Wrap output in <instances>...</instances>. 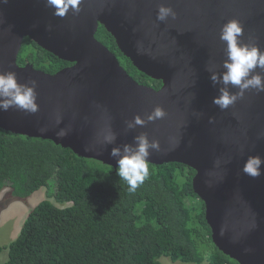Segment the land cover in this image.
<instances>
[{
    "label": "water",
    "instance_id": "95a60500",
    "mask_svg": "<svg viewBox=\"0 0 264 264\" xmlns=\"http://www.w3.org/2000/svg\"><path fill=\"white\" fill-rule=\"evenodd\" d=\"M161 4L175 11V19H156ZM53 11L46 0L0 3V72H15L19 83L35 80L38 104L35 114L0 112V129L50 140L114 169L118 158L109 155L111 148L147 134L160 145L150 149V164L175 162L195 171L192 190L204 204L215 248L238 264H264V165L255 178L242 171L247 157L264 159V92L246 90L222 111L212 103L220 85L212 84L208 70L226 71L219 35L228 20L243 25V42L264 50V0H82L78 12L70 9L63 18ZM99 25L160 88L138 84L127 73L95 38ZM24 38L72 64L54 74L19 66ZM157 105L164 118L127 129V121L146 118ZM109 130L116 141L105 145Z\"/></svg>",
    "mask_w": 264,
    "mask_h": 264
},
{
    "label": "trees",
    "instance_id": "16d2710c",
    "mask_svg": "<svg viewBox=\"0 0 264 264\" xmlns=\"http://www.w3.org/2000/svg\"><path fill=\"white\" fill-rule=\"evenodd\" d=\"M95 38L138 84L160 87L131 65L103 26ZM26 63L48 74L70 65L24 38L17 64ZM116 172L50 140L0 129V191L9 188L11 197L24 201L46 190L8 244L4 264H161L160 257L238 264L211 241L204 204L192 190V168L149 163V176L135 192Z\"/></svg>",
    "mask_w": 264,
    "mask_h": 264
},
{
    "label": "clouds",
    "instance_id": "9594fccd",
    "mask_svg": "<svg viewBox=\"0 0 264 264\" xmlns=\"http://www.w3.org/2000/svg\"><path fill=\"white\" fill-rule=\"evenodd\" d=\"M7 2L8 0H0V3L5 4ZM81 2L82 0H46V6L54 9L53 15L63 18L70 9L72 12H78ZM169 17L175 19V11L169 6L159 5L156 19L163 22ZM242 35L243 25L239 20L231 19L225 22L221 26L219 38L226 43V60L223 62L226 71L218 75L208 69L211 72L209 78L212 84L214 86L220 85L218 95L213 97L212 103L222 111L242 98L246 90L254 89L257 92H264V75L261 74L264 73V50H261L254 43L243 42L240 39ZM257 69L260 71H256ZM36 86L35 80L26 84L19 83L16 73L13 71L0 72V112L15 108L28 114H35L38 111ZM230 86L236 88L237 91H230ZM165 115L164 109L157 105L146 118H142L140 115L134 116L132 120L127 121L126 127L129 130L137 126L142 127L146 122L162 119ZM209 122H212L211 117ZM65 135L67 133L64 130L57 133L60 138ZM115 141L116 134L111 130L103 137L105 145H112ZM133 141V144L114 146L109 153L112 158H118L116 159V174L126 181L130 192H135L149 176L150 149L159 151L160 148L159 141H150L145 133L134 136ZM262 165H264V159L259 155L249 156L242 171L244 174L255 178L262 174ZM42 200L44 199L40 201ZM70 205L67 204V206Z\"/></svg>",
    "mask_w": 264,
    "mask_h": 264
},
{
    "label": "rangeland",
    "instance_id": "374dc122",
    "mask_svg": "<svg viewBox=\"0 0 264 264\" xmlns=\"http://www.w3.org/2000/svg\"><path fill=\"white\" fill-rule=\"evenodd\" d=\"M49 183H52V180H49ZM45 192V188H40L30 195L27 200L19 201L17 198L11 197L9 188H4L0 191V246L3 247L0 252V264H4L7 260V246L19 234L29 211L41 199H46ZM158 261L161 264H184L172 262L167 257H160ZM202 264L206 263L203 262Z\"/></svg>",
    "mask_w": 264,
    "mask_h": 264
},
{
    "label": "flooded vegetation",
    "instance_id": "af4514ba",
    "mask_svg": "<svg viewBox=\"0 0 264 264\" xmlns=\"http://www.w3.org/2000/svg\"><path fill=\"white\" fill-rule=\"evenodd\" d=\"M160 87H161V85H160ZM160 87H159V88H160Z\"/></svg>",
    "mask_w": 264,
    "mask_h": 264
},
{
    "label": "bare ground",
    "instance_id": "6f19581e",
    "mask_svg": "<svg viewBox=\"0 0 264 264\" xmlns=\"http://www.w3.org/2000/svg\"><path fill=\"white\" fill-rule=\"evenodd\" d=\"M36 44V43H35ZM37 45V44H36Z\"/></svg>",
    "mask_w": 264,
    "mask_h": 264
}]
</instances>
